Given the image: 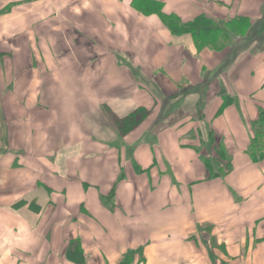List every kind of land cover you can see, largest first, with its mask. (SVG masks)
I'll use <instances>...</instances> for the list:
<instances>
[{
    "label": "crops",
    "instance_id": "obj_1",
    "mask_svg": "<svg viewBox=\"0 0 264 264\" xmlns=\"http://www.w3.org/2000/svg\"><path fill=\"white\" fill-rule=\"evenodd\" d=\"M262 110L264 0H0V264H264Z\"/></svg>",
    "mask_w": 264,
    "mask_h": 264
},
{
    "label": "bare ground",
    "instance_id": "obj_2",
    "mask_svg": "<svg viewBox=\"0 0 264 264\" xmlns=\"http://www.w3.org/2000/svg\"><path fill=\"white\" fill-rule=\"evenodd\" d=\"M65 86L66 85H60V86L58 85L57 88L55 89V91L56 92L62 91L63 89H65ZM110 92H111L110 90L106 89V90L101 91V95L104 98H106L110 94ZM90 99H92V97L88 96V97L83 98V99H76V100L71 101V102H66L62 105V112L65 115H76L79 110L83 109L86 104H88L90 101H92ZM56 121L57 120H56L55 116H52L50 118V122L52 124L55 123ZM183 157L185 159L186 155L183 154Z\"/></svg>",
    "mask_w": 264,
    "mask_h": 264
},
{
    "label": "trees",
    "instance_id": "obj_3",
    "mask_svg": "<svg viewBox=\"0 0 264 264\" xmlns=\"http://www.w3.org/2000/svg\"><path fill=\"white\" fill-rule=\"evenodd\" d=\"M186 32H189L190 30H185ZM147 116V113L140 110L132 115H130L128 118L122 121L121 130L123 134H127L131 130H133L137 125H139ZM260 123L262 124V136L264 135V110H262V114L260 117ZM257 136V135H256ZM257 140V138H256ZM255 144V142H254ZM21 205V204H20ZM17 208V206H16ZM81 253V252H79ZM69 255V253H68ZM123 264V263H122Z\"/></svg>",
    "mask_w": 264,
    "mask_h": 264
}]
</instances>
